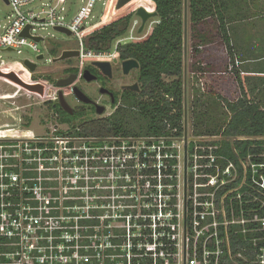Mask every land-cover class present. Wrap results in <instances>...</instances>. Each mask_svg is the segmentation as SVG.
Returning <instances> with one entry per match:
<instances>
[{
	"label": "built area",
	"instance_id": "1",
	"mask_svg": "<svg viewBox=\"0 0 264 264\" xmlns=\"http://www.w3.org/2000/svg\"><path fill=\"white\" fill-rule=\"evenodd\" d=\"M0 1L11 12L0 52L37 56V32L59 27L78 38L80 58L107 57L83 34L100 0H81L70 19L67 0ZM2 75L11 71L0 58ZM247 140L264 138H230L234 153ZM222 141L196 135L185 116L156 135L114 137L1 124L0 264H264V152L235 162L216 153Z\"/></svg>",
	"mask_w": 264,
	"mask_h": 264
},
{
	"label": "trees",
	"instance_id": "2",
	"mask_svg": "<svg viewBox=\"0 0 264 264\" xmlns=\"http://www.w3.org/2000/svg\"><path fill=\"white\" fill-rule=\"evenodd\" d=\"M149 2L158 14V22L143 42L119 47L121 59L135 58L140 64L139 80L143 83L140 98L147 97V100H134L132 106L136 108L133 120H140L141 127L137 131L123 128V120L115 123L113 117L87 123L84 127L86 132L102 137L156 135L162 132L165 123L177 125L183 116V91L180 77L183 72L184 0H149ZM240 6L241 4H236V0H187L191 30L192 70L200 76L207 75L212 83H217L218 78H222L221 76L229 75L226 70L229 63L225 64L224 72L216 74L217 65L213 63L203 65L204 60L201 55L199 56L200 51L209 45L211 46L217 39L218 44L225 48L230 63L235 60L237 50L235 51V47L232 45L228 25L236 18L241 17V14L237 13L241 12V9H236L235 12L231 10L233 7ZM227 11H229L228 14H226ZM207 19H212L215 22V29H217L215 35L211 33V29L205 30ZM124 31L125 24L121 20L106 25L91 33L85 41L86 48L102 51ZM51 53L54 54V51L51 50ZM240 66L233 69L235 81L241 90L240 97L232 101L223 99L230 117L227 121L223 120L222 126L215 133L222 135L223 138L221 148L216 153L235 162H237L238 157L245 159L248 153L264 152V140L260 142L251 140L234 142L233 146L237 155L229 143L230 138L233 137L264 138V102L253 99L247 100V93L242 87L243 82L239 78ZM215 74L218 76L214 77ZM163 77L174 79L165 82ZM260 78L264 84V76ZM245 81L249 82V77H245ZM128 118L124 117L125 124L129 122L130 119ZM192 119L195 120L193 114ZM197 120L200 121L201 119L198 117ZM195 134L205 135L202 131L195 132ZM255 145L257 147H254ZM235 238L240 244L243 243L242 236L239 235Z\"/></svg>",
	"mask_w": 264,
	"mask_h": 264
},
{
	"label": "rangeland",
	"instance_id": "3",
	"mask_svg": "<svg viewBox=\"0 0 264 264\" xmlns=\"http://www.w3.org/2000/svg\"><path fill=\"white\" fill-rule=\"evenodd\" d=\"M248 1V0H245ZM262 1V3H261ZM117 0H100L97 1L93 8H91L88 12V16L86 19L87 24L85 25V31L84 35L86 36V39L91 35L93 31H97L100 29V27L107 22L111 21L112 19L115 20L121 16H123V12L126 10H131L137 6H143L148 11H153V7L151 6L149 0H134L130 6L125 7L123 10H117L116 7ZM249 2V1H248ZM248 2L241 4L240 7H233L231 10L235 12L237 9H242L241 12H237L241 14V17L236 18L233 22H231L228 25L229 28V35L231 38L232 45L235 47V51L237 55L234 59L240 60L239 53H243L239 51L240 48L246 47L248 49L249 55H262L264 54V41L260 42L259 38H257L255 35L260 32H263L264 36V27L261 25V30L256 28L255 24H259L258 22L262 20L261 24H264V0H260L259 5L261 9H258L259 6L255 2L252 3V5ZM104 3V4H103ZM81 6V0H67L66 2V8H67V18L70 19L71 16L80 13ZM184 9V8H183ZM230 10V11H231ZM229 11H227L226 14H228ZM11 14L10 10L7 8L6 5H4L0 1V34L3 32V26L7 23V16ZM157 18H151L148 20L146 32H150L152 28L157 23ZM183 23H184V10H183ZM215 22L212 19H207L205 23V30L209 31L211 29V33L215 35V32L217 29H215ZM93 30V31H92ZM38 35H42L45 40L41 41L38 44V47L41 51V54L43 55L42 61H36V55L35 53L27 48L23 47L21 48L20 53L17 52H0V58H2V62L5 67L7 68H16L19 69V65L22 64V61L25 59H29L30 61H35L37 63L36 67V74L38 80L36 82H30L28 84L21 83L19 80L15 78V76H8V75H2L0 77V90L1 93H3L7 96V93L9 92H15L17 89L25 88V90L28 89L29 95H31L33 99L39 100V103H41V99L47 96V94H50V90L48 93V87L44 86V79L41 78V74H44L47 71H51L53 68H56L59 66L58 63H52L51 60L53 58V53H51V50L53 47H56L57 51L59 52L61 49H71V48H77L78 47V38L75 35L67 36L63 33L57 32L53 30L52 28H48L45 31H38ZM255 34V35H254ZM257 34V35H258ZM127 35H130V33H127ZM135 35V33H133ZM142 36V35H140ZM185 36V37H184ZM211 36V35H210ZM250 36V37H249ZM212 38V37H211ZM183 39H185V43L183 40V72L180 77L182 81V91H183V116L186 117L187 124L191 127V129L194 132L202 131L205 135H215L216 131L220 129L222 126L223 120L227 121L230 117L229 111L226 110V104L223 102V95H222V88H219V86L224 85L225 83L228 84L231 87L230 98L232 100H236L237 97H240L241 90L239 89V85L235 81V73L233 72L228 73L229 75L221 76L222 78H218L217 83H212V80H210L207 75H202L195 73L192 70V53H191V30H190V22H189V13L186 9V27L185 30L183 29ZM142 39H140L141 41ZM185 44V48H184ZM237 46V47H236ZM114 47V42L111 43L106 49H103L102 52H105L107 54L110 49ZM223 46H220L218 44L217 39H215V42L212 43V45L206 47L204 50L200 51L199 56L201 55L202 59H205V62L203 65L207 64V53L208 50L210 53L212 52L213 55L218 56V59L216 60L217 65V72L216 74L222 73L225 71V64L230 63V61L227 59V54L225 51V48H222ZM246 51V50H245ZM244 51V52H245ZM206 52V53H205ZM93 60H111V55L107 58H92ZM198 59V58H197ZM86 60V63L90 61V59H84ZM200 60V59H198ZM210 61H208L209 63ZM214 62V61H213ZM116 70L119 71L118 65H116ZM227 70V69H226ZM22 73L21 78L26 81V77L28 73L24 69L20 70ZM39 74V75H38ZM214 75V77L218 75ZM232 76H231V75ZM114 75V73H113ZM43 76V75H42ZM115 77L118 81L123 80L127 81L126 78H123L119 72L115 73ZM244 77V76H243ZM174 78H167L163 77V80L165 82H170ZM129 81V79H128ZM31 83L35 84L34 88H31ZM113 85H114V76H113ZM211 92H214V94H211ZM45 94V95H43ZM244 96V95H243ZM247 100H251L252 95H248ZM25 97V96H24ZM42 97V98H41ZM41 98V99H39ZM46 98V97H45ZM8 98V96L6 97ZM231 100V101H232ZM264 102V98L262 99ZM214 105V106H213ZM0 107L6 108V105L2 104V101L0 100ZM195 109V110H194ZM112 112V109L108 111V113ZM192 114L194 117V121L192 119ZM1 117V116H0ZM198 117L201 119L198 121L196 118ZM34 129V128H33ZM37 130V129H36ZM83 131L85 129L83 128ZM89 133V132H87Z\"/></svg>",
	"mask_w": 264,
	"mask_h": 264
},
{
	"label": "flooded vegetation",
	"instance_id": "4",
	"mask_svg": "<svg viewBox=\"0 0 264 264\" xmlns=\"http://www.w3.org/2000/svg\"><path fill=\"white\" fill-rule=\"evenodd\" d=\"M133 1L129 0L118 8L117 0L115 9L123 10L125 7L130 6ZM139 7L143 6H137L129 11L126 10L123 12V16L115 20L112 19L100 27L101 29L118 20H121L125 24V31L112 41V43L114 42V47L107 52V58L111 55V60L96 61L88 58L90 61L86 63V60L78 56L55 62L59 66L53 68L50 72L47 71L41 74V78L45 81L44 86L48 87V93L50 90V94H47V96L43 94L46 98H39L41 99V103H39V100L31 98L32 96L29 95L28 89L25 90V88L7 93L10 100L6 108L0 107V125L17 122L20 124L22 130L32 131L34 135H38L40 133H50L55 127H79L83 130L87 123L103 121L114 117L115 123L123 120V128L134 131L139 130L141 127L140 120H133L136 111V108L132 106L133 101L147 100V97L140 98L143 91V83L139 80L140 64L135 58L121 59L119 51L120 46L143 42L150 34V32H146L148 21L145 22L142 30L139 31L142 26V20L136 15ZM146 11L152 12L147 9ZM127 33H130V35H127ZM140 39L142 40L140 41ZM76 49H61L58 52L56 47H53L52 51H54V54L52 60L59 58L64 50L77 51ZM128 59L135 60L138 68H131L127 74H124L122 63ZM101 62L109 63L110 75L104 74L97 66V63ZM116 65H118L119 71L116 70ZM86 71L88 72L86 76L90 80H87L85 77ZM116 72H119L127 81H118L115 77ZM35 74L36 70L31 73L26 82L20 80L21 78L17 75L15 78L21 83L28 84L38 80ZM71 76H74V81L71 84L66 86L56 85L58 81L65 82ZM30 87L34 88L35 84L31 83ZM74 88L82 92L88 101H80L75 95ZM111 109L112 112L108 113ZM98 110H102V112L98 113ZM124 117H129L128 119H130L126 124L124 123Z\"/></svg>",
	"mask_w": 264,
	"mask_h": 264
},
{
	"label": "crops",
	"instance_id": "5",
	"mask_svg": "<svg viewBox=\"0 0 264 264\" xmlns=\"http://www.w3.org/2000/svg\"><path fill=\"white\" fill-rule=\"evenodd\" d=\"M248 1L236 0V4L237 5H240V4L244 5L243 3L248 2L252 5V3L255 2L256 4H258V6L261 5V4H259L260 0H248ZM261 3H262V1H261ZM244 6H246V5H244ZM263 6H264V3H263ZM258 9H261L260 6ZM261 22H262V20H260L258 22L259 24H257V25L255 24L256 28H258L259 30L262 29L261 25L264 27V24H261ZM259 33L260 34L257 33L258 35L257 34L256 35L254 34V35L257 38H259L260 42H262V41H264L263 32L259 31ZM242 50H243V53H239L240 54L239 58L242 61V62L240 61L242 64L240 66L241 69L239 70L240 71L239 78L243 82L242 87H243L245 93H247L248 95H252L251 100L253 99L255 101H262V99L264 98V84H263V81L261 80L262 78H260V77L264 76V74H263L264 73V54H262L261 56L255 55L254 57H251L252 55L251 56L249 55V52L247 51L248 49H246V47L239 49V51H241V52H242ZM209 51H211V48H210V50H208V53H207L208 54L207 55V57H208L207 63H208V61H210L209 63L214 64V63H216L218 56L213 55L212 52L210 53ZM203 60L205 62V59H203ZM19 66H20L19 69H16L17 67L16 68H8V71H11V75L16 76L14 74V72L15 71L21 72L20 70H22V68H23L21 65H19ZM30 75H31V73L29 74V76ZM245 77H249L250 81L249 82L245 81ZM231 87L226 83L224 85L219 86V88L223 89L222 95H223V98L226 99L227 101L232 100L230 98V94H229V92L231 91L230 90Z\"/></svg>",
	"mask_w": 264,
	"mask_h": 264
},
{
	"label": "water",
	"instance_id": "6",
	"mask_svg": "<svg viewBox=\"0 0 264 264\" xmlns=\"http://www.w3.org/2000/svg\"><path fill=\"white\" fill-rule=\"evenodd\" d=\"M3 1H4L5 4H7V0H3ZM128 1L129 0H118L117 7L118 8L121 7L124 3L128 2ZM186 9H187V0H184V23H183V29L184 30H185V27H186ZM136 15L142 20V26H141V28H140L139 31L142 30L143 25L149 19H151V18H157L158 17V14H157L156 11L147 12L146 9L143 8V7H139L138 8V10L136 12ZM55 30L57 32L63 33L65 35H67V36H70L71 35L70 32L68 30L64 29V28L57 27V28H55ZM28 31H29V27H26L22 31L21 36L30 37ZM32 40H34L35 42H39L41 39L39 37H34V38H32ZM183 40H184V43H185V39H183ZM184 48H185V44H184ZM7 52H10V49H8ZM78 56H79L78 51H68V50H64L61 53V56L59 58L53 59L52 62L55 63V62H58V61H62V60L69 59V58H75V57H78ZM42 60H43V55L42 54H39V55L36 56V61H42ZM22 65L30 73H33L36 70V67H37V63L36 62H31V61H29L27 59H25V60L22 61ZM97 66L101 69V71L104 74L110 75V66H109V63H107V62H101V63H97ZM122 66H123V72H124V74H127V72L131 68H138V64L133 59H128V60L123 61ZM87 74H88V72L86 71L85 72V77H86L87 80H90V78L86 76ZM8 76L10 77L12 75H8ZM73 81H74V76H71L65 82L58 81L56 83V85L57 86H66V85L71 84ZM74 91H75L76 97L80 101H82V102L88 101V99L84 96V94H82V92H80L78 89L74 88ZM101 112H102V110H98V113H101Z\"/></svg>",
	"mask_w": 264,
	"mask_h": 264
}]
</instances>
